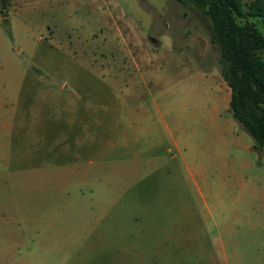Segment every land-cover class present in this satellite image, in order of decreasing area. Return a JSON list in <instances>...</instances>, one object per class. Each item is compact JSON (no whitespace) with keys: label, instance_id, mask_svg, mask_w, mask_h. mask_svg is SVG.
Returning a JSON list of instances; mask_svg holds the SVG:
<instances>
[{"label":"rangeland","instance_id":"374dc122","mask_svg":"<svg viewBox=\"0 0 264 264\" xmlns=\"http://www.w3.org/2000/svg\"><path fill=\"white\" fill-rule=\"evenodd\" d=\"M228 98L191 3L0 0V264H264V145Z\"/></svg>","mask_w":264,"mask_h":264},{"label":"trees","instance_id":"16d2710c","mask_svg":"<svg viewBox=\"0 0 264 264\" xmlns=\"http://www.w3.org/2000/svg\"><path fill=\"white\" fill-rule=\"evenodd\" d=\"M191 3L208 19L209 41L218 49L219 72L229 88L227 109L251 136L264 145V35L252 22L239 23L234 0H176ZM263 13L264 12H260Z\"/></svg>","mask_w":264,"mask_h":264},{"label":"water","instance_id":"95a60500","mask_svg":"<svg viewBox=\"0 0 264 264\" xmlns=\"http://www.w3.org/2000/svg\"><path fill=\"white\" fill-rule=\"evenodd\" d=\"M252 147H253L254 149H256L258 152L261 151V148L257 147L256 145H253Z\"/></svg>","mask_w":264,"mask_h":264}]
</instances>
